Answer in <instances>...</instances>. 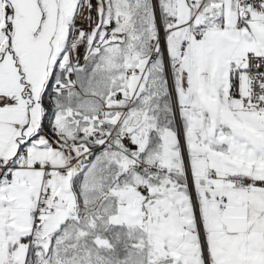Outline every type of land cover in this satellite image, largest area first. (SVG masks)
Listing matches in <instances>:
<instances>
[{
  "label": "snow or ice",
  "instance_id": "6c2138e0",
  "mask_svg": "<svg viewBox=\"0 0 264 264\" xmlns=\"http://www.w3.org/2000/svg\"><path fill=\"white\" fill-rule=\"evenodd\" d=\"M0 264H264V0H0Z\"/></svg>",
  "mask_w": 264,
  "mask_h": 264
}]
</instances>
